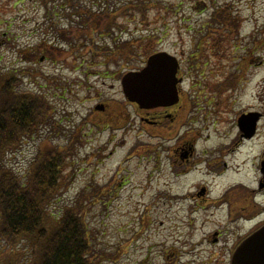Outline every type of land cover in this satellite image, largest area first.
I'll use <instances>...</instances> for the list:
<instances>
[{
    "label": "rangeland",
    "instance_id": "obj_1",
    "mask_svg": "<svg viewBox=\"0 0 264 264\" xmlns=\"http://www.w3.org/2000/svg\"><path fill=\"white\" fill-rule=\"evenodd\" d=\"M44 1L0 0V70L20 75L23 91L43 96L53 107L55 120L61 121L52 133L26 140L9 157L10 166L24 174L43 144L74 142L77 152L64 171L68 184L53 209L59 212L80 197L88 199L92 245L106 255L101 264H228L222 242L244 235L250 225L224 228L227 208L221 211L214 205L227 188L233 192L235 186H243L247 196L261 175L264 0H46V6ZM73 6L79 8L70 18ZM88 9L117 18V40L122 37L121 42L138 47L151 41L152 46L157 43V53L180 61L181 93L195 105H190L180 132L166 130L151 138L131 108L126 109L132 113L127 130L95 125L97 105L124 103L120 79L131 70L120 69L122 63L107 65L71 54L74 39L60 32L73 33L70 24L80 22L75 13ZM101 21L105 25L107 19ZM152 35L158 42L148 37ZM218 36L227 39L225 53L231 46L221 68L213 58L205 65L201 60L192 63L193 56L213 53ZM137 61L129 66L133 71L144 66ZM228 78L235 90L211 91L214 83H226ZM248 113L262 118L255 140L237 151V121ZM193 139L197 140L193 152L176 160L179 166L173 169L171 149ZM185 160L187 166L203 164L186 177H173L172 171L182 170ZM204 162L211 171L203 169ZM202 187L208 196L197 197ZM219 231L223 233L214 237ZM217 238L221 243L215 246Z\"/></svg>",
    "mask_w": 264,
    "mask_h": 264
},
{
    "label": "trees",
    "instance_id": "obj_2",
    "mask_svg": "<svg viewBox=\"0 0 264 264\" xmlns=\"http://www.w3.org/2000/svg\"><path fill=\"white\" fill-rule=\"evenodd\" d=\"M88 10L77 14L81 19L77 50L84 42L94 58L102 57L108 64L124 62L128 68L139 51L143 56L151 54L150 42L136 49V45L113 37L112 30L119 26L112 13ZM107 18L103 25L101 20ZM103 34L109 36L107 42L94 40L96 36L103 38ZM213 43V49H217L218 40ZM17 76L0 70V264H101V257L106 255L97 253L90 240L88 199L80 197L59 212L53 209L67 183L63 171L73 147L43 144L24 174L8 163L26 140L46 127L52 133L51 128L58 125L49 102L38 93L20 90L22 82Z\"/></svg>",
    "mask_w": 264,
    "mask_h": 264
},
{
    "label": "flooded vegetation",
    "instance_id": "obj_3",
    "mask_svg": "<svg viewBox=\"0 0 264 264\" xmlns=\"http://www.w3.org/2000/svg\"><path fill=\"white\" fill-rule=\"evenodd\" d=\"M186 94L183 96L185 97ZM185 99V101H183ZM182 98L181 101L178 102V104H175L171 107H160L155 108L149 111L141 110L138 106L131 104L130 107L132 109V112L137 115V118H139V121L143 123L145 126L151 127V130L154 134H161L165 132L167 129H172L174 132H180L185 125L187 124V121L185 120L186 114L189 113L191 108V103L189 98L185 97ZM103 111V118L100 120H97L98 123H101L103 121H109L113 119L120 120L122 116L125 115V117H129L127 115L126 111L121 110L119 106L113 105V104H104L100 107ZM96 108L95 110H97ZM94 110V111H95ZM96 112V111H95ZM94 113V112H93ZM120 117V118H119ZM126 123V122H125ZM105 124L111 125L110 122H106ZM238 127V126H237ZM118 129H123L118 126ZM148 130V129H147ZM185 134V132H184ZM250 133L248 131L241 132L238 130L236 133V145L238 146L237 151L246 146V144L251 143L255 140L256 134L252 137H248ZM184 136V135H183ZM197 142V140L193 139L191 142L181 144L180 147H176L171 149V166L173 169H177L179 166V163H177L176 160L179 158H187V154L190 152H193L194 144ZM195 142V143H194ZM187 147V149H186ZM229 151H227L228 153ZM186 163L182 170H179L178 173L174 174V171H172V175H177L178 177H186L190 175L191 173L198 171L199 166H202V162L196 163L198 166H187V160H185ZM263 163V165H262ZM210 164H205L203 169L210 170L211 168L209 166ZM181 166V164H180ZM200 170V169H199ZM227 170V166L224 167V171ZM260 179L257 181L256 187L253 189H249L248 197L246 194H244V188L235 186L233 189H235L234 192L229 193L231 189L227 188L225 191H223L222 195L215 200H221L223 199L227 194V196H230V200H224V204L221 207V211L227 208V210L224 212V228H227V226H243V225H250V228H248L249 232H254L255 230L259 229L262 225H264V154H262L260 158ZM241 186V184H239ZM207 190L204 188L203 194H197L196 196H208ZM236 199V200H234ZM236 204H242V205H236ZM225 206V208H223ZM220 233H223L221 231L215 232L214 237L218 236ZM242 235L236 236L231 242L224 241L222 242L224 249L227 251V261L231 262L232 254L234 250L239 246V244L246 238H241ZM213 243L215 246L220 244L221 242L217 239L213 240Z\"/></svg>",
    "mask_w": 264,
    "mask_h": 264
},
{
    "label": "water",
    "instance_id": "obj_4",
    "mask_svg": "<svg viewBox=\"0 0 264 264\" xmlns=\"http://www.w3.org/2000/svg\"><path fill=\"white\" fill-rule=\"evenodd\" d=\"M178 82L175 59L160 53L150 57L142 71L126 74L121 84L129 103L150 110L175 105ZM232 264H264V227L236 250Z\"/></svg>",
    "mask_w": 264,
    "mask_h": 264
}]
</instances>
